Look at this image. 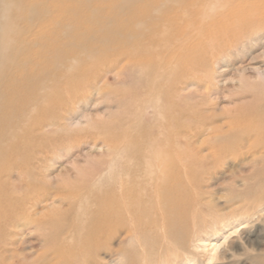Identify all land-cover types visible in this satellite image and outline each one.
Instances as JSON below:
<instances>
[{
	"label": "bare ground",
	"instance_id": "6f19581e",
	"mask_svg": "<svg viewBox=\"0 0 264 264\" xmlns=\"http://www.w3.org/2000/svg\"><path fill=\"white\" fill-rule=\"evenodd\" d=\"M27 2L0 0V264H91L149 225L203 224L200 176L264 153V82L227 109L215 97L219 56L264 37V0ZM94 94L124 111L69 124ZM100 143L105 153L52 178L63 156Z\"/></svg>",
	"mask_w": 264,
	"mask_h": 264
},
{
	"label": "rangeland",
	"instance_id": "374dc122",
	"mask_svg": "<svg viewBox=\"0 0 264 264\" xmlns=\"http://www.w3.org/2000/svg\"><path fill=\"white\" fill-rule=\"evenodd\" d=\"M30 1L28 0L27 3ZM112 1L115 0H107V4ZM256 43L258 42H254ZM235 53L236 60L233 62L230 61L231 58H226L224 55L218 58L215 83L219 91L215 97L221 98L219 109L232 107L233 102L228 101V96L241 90L246 83L264 82V37L260 44L246 55ZM112 87L117 86L112 85ZM191 91H195V86L189 81L184 93ZM97 98L99 96L94 94L91 106H81L69 119V124L80 127L88 124L89 119L94 115L110 116L124 111L116 105L110 109H107L105 104L96 107L95 99ZM250 100L251 98H247L241 101ZM106 151L107 148L101 143L96 146L87 145L80 151L74 150L57 161L52 168L51 176L53 178L60 173L69 172L73 169L74 163L78 166H85L89 158L99 157ZM263 166L264 153L249 157L248 161L241 166L234 165L230 160L226 164L214 166L213 175L200 176L203 182L200 193H204L202 203L207 206L203 209L206 214L203 224L194 230L189 228L191 233L184 232L174 223L157 227L147 225V231L140 241L128 238L116 239L107 251L104 249L94 251L91 254V264H264ZM233 174L239 176L235 184L231 182ZM260 174L263 177H257ZM14 178L17 180L16 177ZM234 193L236 198L231 202L229 198L233 197ZM260 193L261 195L263 193L262 197ZM239 197L240 199L244 197L242 202L238 199ZM53 205L57 207L59 203ZM173 230L179 235H174ZM186 233H189L187 238ZM31 236L22 233L19 238L35 242L30 239ZM182 242L185 244H181ZM36 252L37 250L29 249L27 246L24 252L20 250L21 255L23 253L33 254L26 263H32L36 259L38 255Z\"/></svg>",
	"mask_w": 264,
	"mask_h": 264
}]
</instances>
